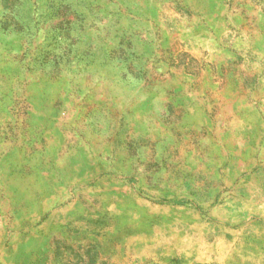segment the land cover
<instances>
[{"label":"rangeland","instance_id":"rangeland-1","mask_svg":"<svg viewBox=\"0 0 264 264\" xmlns=\"http://www.w3.org/2000/svg\"><path fill=\"white\" fill-rule=\"evenodd\" d=\"M0 264H264V0H0Z\"/></svg>","mask_w":264,"mask_h":264}]
</instances>
